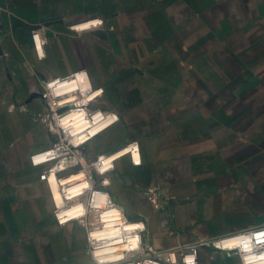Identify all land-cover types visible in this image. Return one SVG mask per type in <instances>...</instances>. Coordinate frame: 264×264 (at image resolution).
<instances>
[{
	"label": "crops",
	"instance_id": "1",
	"mask_svg": "<svg viewBox=\"0 0 264 264\" xmlns=\"http://www.w3.org/2000/svg\"><path fill=\"white\" fill-rule=\"evenodd\" d=\"M77 72L120 115L83 153L139 142L141 163L119 158L107 188L154 247L264 225V0H0V264H94L31 160L52 139L40 82ZM198 251L197 264H242Z\"/></svg>",
	"mask_w": 264,
	"mask_h": 264
},
{
	"label": "built area",
	"instance_id": "2",
	"mask_svg": "<svg viewBox=\"0 0 264 264\" xmlns=\"http://www.w3.org/2000/svg\"><path fill=\"white\" fill-rule=\"evenodd\" d=\"M94 24L102 21L95 20ZM38 36L39 33H34L41 56ZM78 74L40 82L38 92L45 98L47 107L43 121L52 139L51 145L33 153L31 160L35 165H44L41 178L47 181L52 192L57 223L64 226L75 222L85 228L88 252L94 264H197L199 246L203 244L237 252L242 264H264L263 242L244 244V247L225 244L226 240L245 234L256 236L264 225L169 248H156L147 240L146 220L128 218L107 188L119 158L129 155L134 164L141 163L139 142L131 141L117 151L100 153L93 158L83 153V146L118 122L120 115L95 104L99 90L91 85L86 93L94 95L87 100H76L84 95L82 91L57 92L61 84L69 79L73 81ZM21 108L26 109L24 105ZM149 199L156 208L164 206L156 188L150 189Z\"/></svg>",
	"mask_w": 264,
	"mask_h": 264
},
{
	"label": "bare ground",
	"instance_id": "3",
	"mask_svg": "<svg viewBox=\"0 0 264 264\" xmlns=\"http://www.w3.org/2000/svg\"><path fill=\"white\" fill-rule=\"evenodd\" d=\"M77 79H78V86H79V92H83L84 95H80L79 97H76V94H73V97H76V100H87L90 99L94 94L93 92L90 93H86V90L90 87L87 85V76L85 74H78L77 75ZM74 99V98H73ZM263 242L264 244V229L257 231V235L253 236L251 234H245L243 237H235V238H231L225 241L226 245H240L241 247H244V244L247 245H253V243L255 242ZM262 253L264 254V249L262 250Z\"/></svg>",
	"mask_w": 264,
	"mask_h": 264
},
{
	"label": "water",
	"instance_id": "4",
	"mask_svg": "<svg viewBox=\"0 0 264 264\" xmlns=\"http://www.w3.org/2000/svg\"><path fill=\"white\" fill-rule=\"evenodd\" d=\"M11 21H12V26L13 27H17L18 25H23V26L31 27V28H32V26H35V27H40L41 26V25H32V26H30L27 23L22 22L20 19H18L17 17H15L13 15L11 16ZM44 23H45V25H49L51 23V21L47 20Z\"/></svg>",
	"mask_w": 264,
	"mask_h": 264
}]
</instances>
